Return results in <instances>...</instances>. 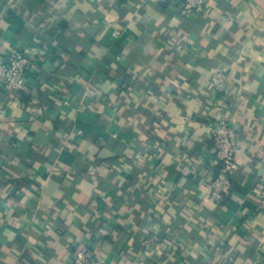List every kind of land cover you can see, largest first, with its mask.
Segmentation results:
<instances>
[{"label": "crops", "instance_id": "1", "mask_svg": "<svg viewBox=\"0 0 264 264\" xmlns=\"http://www.w3.org/2000/svg\"><path fill=\"white\" fill-rule=\"evenodd\" d=\"M120 31L112 35V29ZM0 264H264V0H0ZM228 91L215 92L212 76ZM225 102L238 168L205 202Z\"/></svg>", "mask_w": 264, "mask_h": 264}, {"label": "built area", "instance_id": "2", "mask_svg": "<svg viewBox=\"0 0 264 264\" xmlns=\"http://www.w3.org/2000/svg\"><path fill=\"white\" fill-rule=\"evenodd\" d=\"M184 16L191 17L202 14L210 0H179ZM120 31L112 29L114 37ZM35 66L34 60L18 48H10L4 58H0V86L12 93L19 94L27 86L28 70ZM215 92L228 91L225 86L226 78L223 73L216 72L212 76ZM225 102L217 99L212 104L214 111L209 124V134L213 145L214 155L219 164V171L215 178L204 188L203 200L216 204H225L232 189V174L238 168L236 161L237 149L235 144V130L231 116L225 112ZM260 210H264V187L260 195ZM71 264H108L103 260H89L87 250L80 248L72 258Z\"/></svg>", "mask_w": 264, "mask_h": 264}, {"label": "trees", "instance_id": "3", "mask_svg": "<svg viewBox=\"0 0 264 264\" xmlns=\"http://www.w3.org/2000/svg\"><path fill=\"white\" fill-rule=\"evenodd\" d=\"M218 171H219V164H218V167H217V170H216V174L218 173Z\"/></svg>", "mask_w": 264, "mask_h": 264}]
</instances>
